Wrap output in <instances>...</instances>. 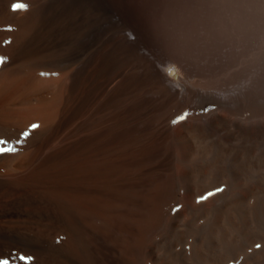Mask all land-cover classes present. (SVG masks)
Masks as SVG:
<instances>
[{"label":"bare ground","instance_id":"obj_1","mask_svg":"<svg viewBox=\"0 0 264 264\" xmlns=\"http://www.w3.org/2000/svg\"><path fill=\"white\" fill-rule=\"evenodd\" d=\"M18 2L27 7L14 8ZM153 21L147 0H0V56L7 58L0 65V136L19 139L38 125L17 152L0 155V258L174 264L196 233L193 252L202 264L264 234V197L252 206L256 233L246 205L263 192L262 181L232 195L213 184L227 170L241 177L264 160L231 144L244 138L258 147L264 120H242L241 104L180 85L183 74L159 65ZM90 27L101 30L85 33ZM198 75L222 89L202 60ZM220 243L224 254L216 251ZM255 264H264V251Z\"/></svg>","mask_w":264,"mask_h":264},{"label":"rangeland","instance_id":"obj_2","mask_svg":"<svg viewBox=\"0 0 264 264\" xmlns=\"http://www.w3.org/2000/svg\"><path fill=\"white\" fill-rule=\"evenodd\" d=\"M147 3L150 4L152 17H154L153 23L150 24L149 36L162 51L159 65L169 69L174 68L173 70L180 72V75L183 74V78L179 79L180 85L193 84L200 90L213 91L228 99L232 106L241 104L240 117L242 120L255 115L264 120V0H147ZM91 28H87L85 33L92 34L101 30L97 28L98 31H92ZM200 60L210 66L214 82L222 89L200 78L198 75ZM217 112L225 115L228 119H233L235 116L231 110L220 107ZM231 115L232 118H230ZM231 128L234 129L233 126ZM223 130L228 129L224 128ZM240 143L253 149L251 153L253 160H257L264 153V142L256 147L254 141L244 138H235L231 141L233 147L240 146ZM213 152L215 150L211 148L208 156L214 155ZM230 156L227 155V158L223 159V165L228 162ZM261 162L263 163L264 160ZM261 162L256 163L255 166H252L255 169L251 167L241 177L235 176L230 170L225 171L223 175L221 174L223 177L219 176L218 182L216 180L213 183L214 187L222 188L223 190L219 192L224 195H232L242 188L256 185L258 181L264 183V163ZM263 194L264 189L263 192L262 190L253 192L246 200V205L248 204L250 209L247 210L248 227L253 233L258 232L259 228L252 206L264 197ZM231 234L226 238L228 241L234 239V234ZM191 235L188 237L189 240L187 239V242L180 246L182 249L178 248L181 259L176 260L177 263L174 264H198L193 247L199 234ZM255 237L251 238L250 242H246L234 254L229 255L230 258H204L202 264H230L231 262V264H255V258L260 250L264 251V239H262L264 234ZM192 241H195L194 244ZM258 242L259 247H257ZM216 251L219 254H224L225 244L217 245Z\"/></svg>","mask_w":264,"mask_h":264},{"label":"snow or ice","instance_id":"obj_3","mask_svg":"<svg viewBox=\"0 0 264 264\" xmlns=\"http://www.w3.org/2000/svg\"><path fill=\"white\" fill-rule=\"evenodd\" d=\"M13 7L14 8H26L27 6L24 5L23 3L18 2L17 4H14ZM6 59H7L6 57L0 56V65H2ZM42 75H47V74L42 73ZM188 114L189 113L185 112V113L177 116L176 119L173 120V123L175 124L181 120H184ZM37 127H38L37 124H32L29 129L23 131L20 134L19 139L9 140V139L4 138L3 136H0V155L4 154L6 152L7 153L17 152L18 146L23 144L25 139L30 135V132ZM222 190H223L222 188L217 189V191H222ZM209 195H211V193ZM201 199H203V198H201ZM257 247H259V245H257ZM21 258L24 259L25 257H21ZM26 259L28 261H31L32 257L30 255H27ZM0 264H10V261L8 259H5V258H0Z\"/></svg>","mask_w":264,"mask_h":264}]
</instances>
